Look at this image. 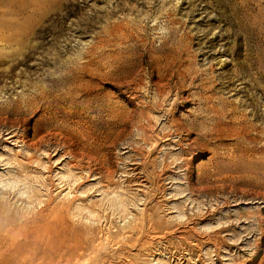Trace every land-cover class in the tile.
<instances>
[{"label": "rangeland", "instance_id": "374dc122", "mask_svg": "<svg viewBox=\"0 0 264 264\" xmlns=\"http://www.w3.org/2000/svg\"><path fill=\"white\" fill-rule=\"evenodd\" d=\"M0 264H264V0H0Z\"/></svg>", "mask_w": 264, "mask_h": 264}]
</instances>
